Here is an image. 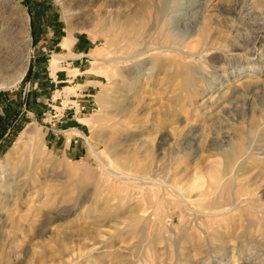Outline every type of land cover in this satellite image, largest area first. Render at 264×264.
<instances>
[{"label":"rangeland","instance_id":"rangeland-1","mask_svg":"<svg viewBox=\"0 0 264 264\" xmlns=\"http://www.w3.org/2000/svg\"><path fill=\"white\" fill-rule=\"evenodd\" d=\"M0 18V82L21 76L30 48L34 63L0 90V161L29 126L44 151L26 146L0 180V264L37 258L62 233L66 264H264V0H0ZM10 31L29 43L8 52ZM33 163L36 184L19 190ZM123 176L173 189L152 199V184Z\"/></svg>","mask_w":264,"mask_h":264},{"label":"bare ground","instance_id":"bare-ground-1","mask_svg":"<svg viewBox=\"0 0 264 264\" xmlns=\"http://www.w3.org/2000/svg\"><path fill=\"white\" fill-rule=\"evenodd\" d=\"M2 2L4 3H10V2H13V0H2ZM1 13H4V11H1ZM66 20H68V22L70 21V17L69 16H66ZM189 18V17H188ZM1 20V18H0ZM129 20V19H127ZM133 21V20H132ZM126 26L130 27L129 25H132L133 23L130 22V21H126ZM206 30V29H205ZM205 32V31H204ZM203 32V34H204ZM67 37L64 39L62 45H63V48L64 49H67L70 47L71 45V41L74 39V35H75V29L71 26V25H68V28H67ZM28 33H23L24 37L25 35L27 36ZM203 34L201 36V38L203 37ZM12 35V36H11ZM22 37L21 39L18 37L15 36V34H13L11 31L10 33H4L1 38L3 39V41H6L8 39H12L17 45L13 48H9L7 49V51L9 52L11 49H20L22 47V45L24 43H27L28 40L26 38ZM24 40V41H23ZM20 41H23V42H20ZM73 42V41H72ZM29 43V42H28ZM176 46V44H174ZM171 49H173V51L171 52H175V50H177L175 47H171ZM122 49L123 52L125 53H129L130 51L133 50L132 46L130 44H128L127 46H122ZM14 50H11V51H14ZM21 50V49H20ZM25 51H26V54H28V51H29V46L28 44L25 45ZM31 48H30V60L26 61L25 64L23 65V72L21 74V76H19L18 78H15L13 79L12 81H9V82H0V90H7V89H10L12 88L13 86H15L17 83H19L22 78L24 77V75L26 74V71L28 69V66H30V63H31V59L33 56H31ZM188 53V52H187ZM62 58L61 56L59 55H55L53 56L51 62H50V69L51 71L53 72V74H55L58 66H59V63L61 62ZM30 61V62H29ZM95 61L96 62H104L105 60H102V59H97L95 58ZM106 62V61H105ZM107 63V62H106ZM78 74V73H77ZM185 87V86H184ZM186 88H187V85H186ZM122 113V112H121ZM125 113V111H124ZM122 115V114H121ZM191 132V131H190ZM193 132V131H192ZM81 133V132H80ZM79 133V134H80ZM83 134V133H81ZM36 136V129L34 127H27L20 135V137L18 138L17 142L15 143L14 147L8 152V154L6 155V157L0 161V180L3 178L4 174L6 171H9L10 169H12L15 165H17L18 163H21V157H22V153L25 149V147H31L33 148V150L36 152L37 155H43L44 154V151L42 150L43 148L40 147V145L38 143H34V137ZM166 136H161L160 137V140H159V145H158V148L161 149L162 146H164V143L166 142ZM92 148V147H91ZM149 158V155L146 156V159ZM145 159V158H144ZM28 160V159H27ZM34 160V159H33ZM34 163H33V166H31V168H22L21 169H18L16 174L18 175V178H21L22 175L26 174L25 177L27 176V179L25 183H22L21 185L18 184L19 190H24V189H28L30 188L31 186H33L34 184H36V181L34 180L35 178V175H36V171L34 172ZM136 166L135 169H137L139 167V163H135ZM221 167L219 164H211L208 168V170L206 171V176L207 178H209V180H211V182H216L220 176L222 175V171H221ZM161 172V171H160ZM163 173V172H162ZM153 176L155 178H157L158 176H162L161 174H158V170L154 171V174ZM128 179V180H140L142 182L140 183H143V182H148L149 184H152V186H150V189H151V193L148 195L149 197H151L152 199H154L156 197V194L154 193V191H157L156 189L154 188H161L162 190L164 189H170V187H166V186H163V182L159 181V180H156L155 178H152V179H147V178H136V177H126V176H123L121 177L120 179ZM204 181L202 179V176H198V177H195V181L193 184H188L186 183L185 184V188L186 190L188 191V194H191L193 191H196V190H199L200 188H202V185L204 184ZM10 184V183H9ZM14 184V183H13ZM12 184V185H13ZM145 184V183H144ZM167 184V183H166ZM177 186L178 183H176ZM217 185V184H216ZM17 186V185H16ZM157 186V187H156ZM176 186V187H177ZM15 187V186H13ZM18 188V187H17ZM16 189V188H15ZM173 189V187H171V190ZM136 190V189H135ZM134 190V191H135ZM160 191V189H158ZM137 191V190H136ZM18 192H21V191H18ZM165 193H168L166 190H164ZM176 192V191H174ZM17 193V192H16ZM22 193V192H21ZM135 193V192H134ZM133 193V194H134ZM6 195V194H9V190L7 191V188L6 187H1L0 189V195ZM12 194V193H11ZM17 194H20V193H17ZM139 194H141L139 192ZM14 196V195H12ZM17 196V195H15ZM142 196V195H141ZM3 197V196H2ZM136 197V196H135ZM146 197V196H145ZM4 198V197H3ZM8 197H6L7 199ZM135 200V199H134ZM138 200V199H137ZM17 201V200H16ZM12 206V204H10ZM9 206V205H8ZM9 209V213L8 215H6L7 217L6 220H10L13 216V213H14V210L11 208L10 210V207L8 208ZM114 212V210H112L111 208H107L103 211V214L102 215H112ZM67 216L69 214H66ZM62 216V215H61ZM59 215V220H60V217ZM57 217V216H56ZM63 217V216H62ZM65 217V216H64ZM0 219L3 220L4 218L0 216ZM49 219V218H48ZM55 219V218H54ZM62 219V218H61ZM63 220V219H62ZM64 221V220H63ZM49 222V221H48ZM1 224V223H0ZM48 225V224H47ZM81 233L79 236L81 237H87V233L86 231L85 232H78V234ZM59 236V234H58ZM71 236V235H70ZM62 237V238H61ZM61 240L59 238V241H57V243L55 245H50V246H47L44 248V250L40 253V255L36 258L32 257V259H24L20 262H18V264H66L64 261H65V255H66V252H68V250L71 248L70 246L72 245L73 242H71L69 244V237L68 235H66V233H62V236H61ZM52 239V238H51ZM75 239V238H74ZM72 238V240H74ZM85 239V238H84ZM87 239V238H86ZM1 240V239H0ZM69 241V242H68ZM75 241V240H74ZM78 241V240H77ZM4 242V241H3ZM3 242L0 243V245H3ZM55 243V242H54ZM54 243H51V244H54ZM83 248H80L79 250V257H82V253H83ZM74 249H72L73 251ZM34 254H32L33 256ZM30 256V255H29ZM35 256V255H34ZM90 257V256H89ZM89 257L87 259H89ZM83 258V257H82ZM86 258V257H85ZM84 260V259H83ZM86 261V260H84ZM17 264V263H16Z\"/></svg>","mask_w":264,"mask_h":264},{"label":"crops","instance_id":"crops-1","mask_svg":"<svg viewBox=\"0 0 264 264\" xmlns=\"http://www.w3.org/2000/svg\"><path fill=\"white\" fill-rule=\"evenodd\" d=\"M74 42V41H73ZM75 45V44H74ZM86 51V48H81L80 42L78 41V43L75 45V52L78 53L80 56H82V54ZM74 52V53H75ZM75 55V54H74ZM88 83H92V84H99L100 81H98L97 79H90L88 81ZM93 87H95L96 85H92ZM23 99H24V95H23ZM28 99H29V94H28V98H27V103H26V108H27V104H28ZM26 108L24 110L23 108V102H22V113H18L20 116H22L23 112L26 111ZM19 116V117H20ZM6 119L4 117H0V126L2 123L6 122ZM11 131V130H10ZM10 131L8 132V134L10 133ZM77 131H80L79 129ZM81 132V131H80ZM79 132V133H80ZM82 133V132H81Z\"/></svg>","mask_w":264,"mask_h":264},{"label":"water","instance_id":"water-1","mask_svg":"<svg viewBox=\"0 0 264 264\" xmlns=\"http://www.w3.org/2000/svg\"><path fill=\"white\" fill-rule=\"evenodd\" d=\"M33 66H34V63L31 60V63H30V69H31V71L33 69ZM30 86H31V80H30V76H29L28 81H27V85H26V89H25V93H24V99H23V108H24V110L26 108L27 98H28V94L30 92Z\"/></svg>","mask_w":264,"mask_h":264}]
</instances>
